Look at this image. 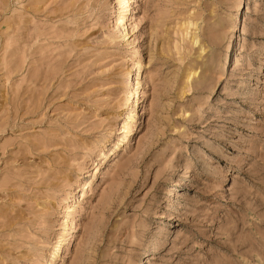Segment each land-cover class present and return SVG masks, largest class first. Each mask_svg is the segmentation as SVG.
<instances>
[{"label":"rangeland","instance_id":"rangeland-1","mask_svg":"<svg viewBox=\"0 0 264 264\" xmlns=\"http://www.w3.org/2000/svg\"><path fill=\"white\" fill-rule=\"evenodd\" d=\"M0 264H264V0H0Z\"/></svg>","mask_w":264,"mask_h":264},{"label":"bare ground","instance_id":"bare-ground-1","mask_svg":"<svg viewBox=\"0 0 264 264\" xmlns=\"http://www.w3.org/2000/svg\"><path fill=\"white\" fill-rule=\"evenodd\" d=\"M196 38V37H195ZM196 41H197V39H196Z\"/></svg>","mask_w":264,"mask_h":264}]
</instances>
